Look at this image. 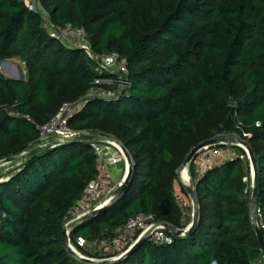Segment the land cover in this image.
Segmentation results:
<instances>
[{"label":"trees","instance_id":"obj_1","mask_svg":"<svg viewBox=\"0 0 264 264\" xmlns=\"http://www.w3.org/2000/svg\"><path fill=\"white\" fill-rule=\"evenodd\" d=\"M40 2L48 18L30 11L23 0H0V62L19 60L26 68L22 79L0 70V162L44 144L39 126L65 103L86 99L95 77H116L99 74L98 62L83 47L52 37L45 20L83 28L93 55L117 53L129 69L130 85L116 98H87L69 121L79 134L117 139L133 159L122 196L71 228L72 243L87 240L80 252L96 261L109 259L87 246L111 241L118 227L140 214L184 227L174 196L178 171L196 146L232 135L249 144L257 161L264 235V0ZM92 143L57 145L11 162L0 175V264H105L75 256L63 236L69 211L97 171ZM248 164L226 160L197 179L192 162L199 199L193 232L180 238L165 229L171 243L147 237L122 261L106 264L263 259L250 213L253 183L243 181L251 178Z\"/></svg>","mask_w":264,"mask_h":264},{"label":"built area","instance_id":"obj_2","mask_svg":"<svg viewBox=\"0 0 264 264\" xmlns=\"http://www.w3.org/2000/svg\"><path fill=\"white\" fill-rule=\"evenodd\" d=\"M25 5L30 11L38 12L45 18H48V13L40 0H23ZM44 27L47 32L59 41H70L76 45L83 47L91 57L95 58L103 71L115 74L116 77L103 78L100 76L95 77L93 81V87L86 95V99L77 102L65 103L56 117L51 119L43 126H39L40 140L41 142L48 143L54 139L64 140L69 136H76L79 133L73 130L69 126L70 119L77 114L88 102L87 98L99 97L103 99H113L118 96L122 89L127 88L130 85L128 80L129 69L127 62L124 58H121L117 53H108L101 56H95L91 52V44L86 38V32L83 28H75L71 24L65 26H55L50 21L45 20ZM102 84H109L114 88H104ZM249 136V134H244ZM230 137H237L232 135ZM244 149L243 154H238L234 151L233 144H218L207 146L200 149L193 159V163L197 172V179H200L207 169L216 164H220L226 160L234 159H248L251 162L248 149L238 144ZM92 148L96 155L97 171L95 177L89 183L85 191L83 192L78 203L69 211L68 216L65 219V225L70 224L76 219H79L90 212L97 210L109 203L114 197V193L118 186L121 185L123 179L116 183L117 178L113 174V169L117 167L119 163L126 162V157L122 147L113 142H93ZM226 156H225V155ZM224 155L223 159L221 156ZM215 159H219L216 163ZM215 163V164H214ZM250 177H244V183L248 184L250 179L253 183L254 172L251 164ZM179 181L180 190H177V182ZM190 182L189 170L187 168L182 170L178 175L175 182V199L179 207L181 208V221L184 227L181 229H187L191 222L186 223L188 209L191 208V216H193V204L188 196L182 191V183ZM189 184V183H188ZM163 223L156 222L153 215L140 214L131 217L126 224L118 227L115 231L114 238L104 245L101 251L109 259H115L127 252L142 236L149 233L148 237H151L156 243H171L173 238L170 234L166 233ZM70 235V231H69ZM87 245V240L83 237H78L76 243L71 242L73 250L79 254L80 248H84ZM84 256V255H83ZM253 264H264V259H259L253 262Z\"/></svg>","mask_w":264,"mask_h":264},{"label":"water","instance_id":"obj_3","mask_svg":"<svg viewBox=\"0 0 264 264\" xmlns=\"http://www.w3.org/2000/svg\"><path fill=\"white\" fill-rule=\"evenodd\" d=\"M9 63H10L9 60L1 61L0 62V70L8 72L15 79H22L23 78L22 75H20V76L13 75V72H10L6 69V66ZM106 141H113L122 147L124 154H125V157H126V162H127V174H126L125 178L123 179V182L121 183V185L115 191L114 197L110 200L109 203L105 204L101 208L94 210V211L90 212L89 214H87V215H85L79 219L74 220L70 224L65 225L64 230H63L65 247L71 253H73L75 256H77V257H79L85 261H91V262L95 261V262H100V263H105V264L106 263H117V262L122 261L124 258L128 257L145 241V239L148 237L149 233H146L144 236H142L127 252L122 254L120 257L115 258V259H107L104 261H96V260H93L91 258L85 257V256L79 254L77 251L72 249L69 231L76 224H78L84 220L90 219L91 217L96 216V215L100 214L101 212L105 211L106 209H108L109 207H111L118 200V198L121 197L122 194L125 192L127 185L129 183L130 177H131L132 172H133V159H132L130 152L127 150V148L123 144H121L117 139H114V138H111L108 136L81 133V134H78L76 136L66 137L64 140H57L56 139V140L50 141V142L42 144V145L34 148L33 150H31L27 153H24L20 156L8 158V159H5V160L0 162V166L5 165V164H9L11 162H14V161H17L20 159H24V158H26L30 155H33L35 153H38L40 151L53 148V147L60 145V144H69V143H76V142H106ZM223 143L224 144H233V145L241 144V145L245 146L249 151L250 158H251V164H252L253 172H254L252 194H251V198H250V213L252 216L253 226H254V229L257 233V237H258V240H259V243L261 246L263 259H264V235H263V232H262L260 225H259L258 211H257L258 186H259L257 161H256L255 155H254L251 147L249 146V144L246 141H244L238 137H219V138H214V139H211V140H208V141H205V142L199 144L188 155L186 161L184 162L183 166L179 170V175L182 172V170H185L189 166V164L195 158L196 153L200 149L207 147V146L218 145V144H223ZM182 187L186 190V192H187L188 196L190 197L192 204H193V216H192L191 224L189 225V227L187 229H181V228L171 226V225L166 224V223H163V225L165 226L166 229H168L176 237L185 238V237L189 236L193 232V230L197 227L198 219H199V199H198V195H197V190L194 187L193 183H189V184L188 183H182Z\"/></svg>","mask_w":264,"mask_h":264},{"label":"rangeland","instance_id":"obj_4","mask_svg":"<svg viewBox=\"0 0 264 264\" xmlns=\"http://www.w3.org/2000/svg\"><path fill=\"white\" fill-rule=\"evenodd\" d=\"M90 56V55H89ZM91 58H93V57H91ZM94 59V61H96V59L95 58H93ZM6 69L8 70V71H10V72H13V75H16V76H20V75H22L23 77H25L26 76V68H25V65L23 64V63H21L19 60H12V63L11 64H7V66H6ZM96 71L97 72H99V73H101L102 72V68H101V66L99 65V64H97V66H96ZM2 71V70H1ZM6 76H8V77H12V75L11 74H8L7 72H5V71H2ZM103 73H106L105 71H103ZM234 151L235 152H237L238 154H243V153H240V149H239V147L237 146V145H234ZM225 155V154H224ZM224 155H222L221 157L222 158H219V159H223V157H225ZM219 159H215V162L216 163H218L219 162ZM243 161H248L249 162V164H248V166H249V169L251 170V162H250V160H248L247 158L246 159H244ZM125 162H122L121 161V163H119L117 166H119V168L120 167H122L123 166V164H124ZM192 163V162H191ZM190 163V164H191ZM10 164V163H9ZM9 164H5V165H2V166H0V175H5V172L6 171H8V169L11 167V165H9ZM189 164V165H190ZM215 164V163H214ZM187 170H189V175H190V182H186V183H195L196 182V180H195V178H193L192 177V175L190 174V169H189V166L187 167ZM178 175H179V171H178ZM124 179V178H123ZM122 180V177L121 178H117V181H116V183H119V181H121ZM177 190H180L179 188L181 187L180 186V184H179V181L177 182ZM119 187V186H118ZM117 190V189H116ZM188 211H189V209H188ZM110 241H108V240H105V241H103V242H101V243H99V244H93V245H91V244H89L88 246H87V248L90 250V251H92L93 253H96V252H101L102 250H103V248H104V245L105 244H108ZM84 256L85 257H88V256H86L85 254H84ZM88 258H90V257H88ZM92 259V258H91ZM95 260V259H94Z\"/></svg>","mask_w":264,"mask_h":264},{"label":"crops","instance_id":"obj_5","mask_svg":"<svg viewBox=\"0 0 264 264\" xmlns=\"http://www.w3.org/2000/svg\"><path fill=\"white\" fill-rule=\"evenodd\" d=\"M11 64L12 63V60H9ZM8 73V72H7ZM9 74V73H8ZM113 174L116 178H125L126 174H127V164L124 163L122 167L119 168V166L115 167L113 169Z\"/></svg>","mask_w":264,"mask_h":264}]
</instances>
